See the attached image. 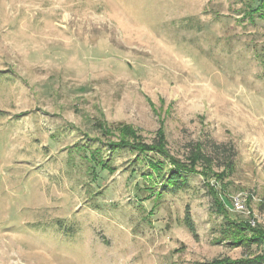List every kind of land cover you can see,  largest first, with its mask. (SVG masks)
<instances>
[{"label": "rangeland", "instance_id": "obj_1", "mask_svg": "<svg viewBox=\"0 0 264 264\" xmlns=\"http://www.w3.org/2000/svg\"><path fill=\"white\" fill-rule=\"evenodd\" d=\"M258 4L0 0V264L264 252L225 239L218 207L237 220L250 208L264 227V18L248 15ZM196 149L215 162L195 161ZM151 158L185 187L150 175Z\"/></svg>", "mask_w": 264, "mask_h": 264}, {"label": "trees", "instance_id": "obj_2", "mask_svg": "<svg viewBox=\"0 0 264 264\" xmlns=\"http://www.w3.org/2000/svg\"><path fill=\"white\" fill-rule=\"evenodd\" d=\"M248 10H249L248 11L249 16L258 15L259 17L264 18V0H259V4L256 7V9L249 8ZM99 129L106 131L107 129L106 124H100ZM122 133L125 134V132ZM132 146L137 151L151 152L150 147L137 146V145H132ZM231 149L232 147L227 144L215 146V151L217 154L224 153L223 155H228L227 161H225L223 165H228L232 167L233 166L232 158H234L233 156L234 154L233 155L230 154ZM196 154L199 156V159H195V161L200 160L201 163H206L208 165H210L212 162H215V158L213 156L206 155L203 149H196ZM149 162H150L149 166L151 169L150 175L155 174L157 177L162 178V181H166V186L170 190L177 191L185 187L186 178L183 177L182 175L183 173L179 172L178 170H171L168 172V174H164L165 173L164 168L163 166L160 165L161 163L156 164L152 158L150 159ZM151 164L153 167L151 166ZM109 166L106 163L102 165L103 168ZM180 168L183 169L182 166H180ZM110 170L112 172H115L117 168L110 166ZM233 203H235L234 200ZM218 207L221 211L224 212V214L228 216L229 219L228 224H225V226L222 229V233L224 235V238L227 239L234 247L241 246L245 248H251L253 246L256 247L264 246V227L262 228V226L259 224L258 219L255 217V215L253 214L250 208H248L249 209L248 218L237 220L236 218H232L231 216L229 217L228 214L229 211L226 208H224L220 204V202ZM259 209L260 211L264 212V196L259 204ZM236 212L244 213L245 211H236ZM253 221H255V224H253ZM184 222L192 233L197 234L196 226L195 223L193 222L189 207L186 209ZM213 264H264V252L257 254L256 256H250V257L244 256L237 259H231L229 257L217 258L214 260Z\"/></svg>", "mask_w": 264, "mask_h": 264}, {"label": "built area", "instance_id": "obj_3", "mask_svg": "<svg viewBox=\"0 0 264 264\" xmlns=\"http://www.w3.org/2000/svg\"><path fill=\"white\" fill-rule=\"evenodd\" d=\"M242 202L243 201H241L239 199L236 200V203H235L236 209H238V210H244L245 209V205ZM253 223H254V221H253Z\"/></svg>", "mask_w": 264, "mask_h": 264}]
</instances>
